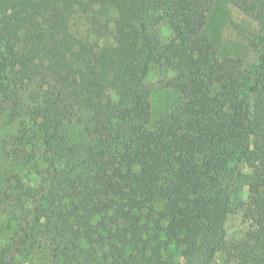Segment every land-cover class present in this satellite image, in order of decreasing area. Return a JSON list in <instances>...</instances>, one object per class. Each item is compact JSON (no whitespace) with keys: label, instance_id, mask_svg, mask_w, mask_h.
Returning <instances> with one entry per match:
<instances>
[{"label":"trees","instance_id":"trees-1","mask_svg":"<svg viewBox=\"0 0 264 264\" xmlns=\"http://www.w3.org/2000/svg\"><path fill=\"white\" fill-rule=\"evenodd\" d=\"M225 4L259 24L255 63L221 52ZM154 64L175 97L156 118ZM15 122L36 182L11 187L0 264H264V0H0V127Z\"/></svg>","mask_w":264,"mask_h":264},{"label":"rangeland","instance_id":"rangeland-1","mask_svg":"<svg viewBox=\"0 0 264 264\" xmlns=\"http://www.w3.org/2000/svg\"><path fill=\"white\" fill-rule=\"evenodd\" d=\"M221 21L215 29L219 32V45L223 54L232 55L243 60L246 65L258 60V52L251 40L260 26L231 4L223 5ZM163 37L171 36L168 24L161 26ZM171 72H166L158 65L152 66L149 83L153 88L152 113L153 118L159 117L175 104L174 94L163 85V76L168 78ZM18 122L5 124L0 127V244L5 236L10 233L9 224L19 214V201L17 193L12 185L20 178L25 184L32 185L36 177L25 167L18 164L10 154V138L18 130ZM246 169L250 165V159L245 162ZM246 228L241 213H236L230 218L227 229L230 236H239ZM15 264H48L46 256L30 252L25 255L18 254Z\"/></svg>","mask_w":264,"mask_h":264}]
</instances>
